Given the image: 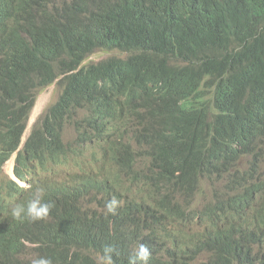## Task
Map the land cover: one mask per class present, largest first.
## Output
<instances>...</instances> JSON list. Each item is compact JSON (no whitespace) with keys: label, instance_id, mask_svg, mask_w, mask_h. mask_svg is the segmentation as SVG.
<instances>
[{"label":"trees","instance_id":"1","mask_svg":"<svg viewBox=\"0 0 264 264\" xmlns=\"http://www.w3.org/2000/svg\"><path fill=\"white\" fill-rule=\"evenodd\" d=\"M97 51L106 0H0V264L103 263L106 59L84 65ZM107 51L120 53L107 58L115 264L138 243L150 264H264V0H107ZM15 153L25 184L2 176ZM37 187L48 218L13 220Z\"/></svg>","mask_w":264,"mask_h":264},{"label":"clouds","instance_id":"2","mask_svg":"<svg viewBox=\"0 0 264 264\" xmlns=\"http://www.w3.org/2000/svg\"><path fill=\"white\" fill-rule=\"evenodd\" d=\"M26 140L27 138L23 140L22 137V146L24 145ZM12 157H13L14 167H13V172L11 174L12 177L10 176V178L20 182L21 184H25L20 180H18L14 173L17 153H15ZM45 194L46 193L43 188L37 187L35 191L31 194V198L27 201L26 204L16 203L11 206V210H10L11 218L16 221H23L27 219L31 222L46 220L51 210L55 207V204L54 202L51 201L45 202L44 201ZM120 206H121V201L117 200V198L113 196L105 204V208L107 210L106 214L115 215L117 208ZM113 254L119 255V253L117 252L114 246L106 245L103 249V254H102L103 264H115L113 260ZM152 256L153 255L150 252L147 245L138 243V245L132 248L128 253L127 260H128V264H150ZM31 264H53V262L51 258L41 256L33 259L31 261Z\"/></svg>","mask_w":264,"mask_h":264},{"label":"rangeland","instance_id":"3","mask_svg":"<svg viewBox=\"0 0 264 264\" xmlns=\"http://www.w3.org/2000/svg\"><path fill=\"white\" fill-rule=\"evenodd\" d=\"M114 54H120V53L107 51V58ZM104 59H106V51H97L84 61V65L93 62H100ZM59 95H60V86L58 85V81L54 82L53 84L49 85L48 87L44 88L38 93L36 97L35 105L30 115L27 128L23 136V140L25 138H28L36 122L42 117V115L49 108V106H51L58 99ZM90 153H92V151H90L89 154ZM247 162L248 159H243V163H247ZM13 167H14V162L12 157L9 161L5 163L3 167L2 176L5 177V179L10 178L13 172ZM90 199H92V197H87L85 200H90ZM197 199L202 200V196L199 195ZM202 258L206 260L207 256H203Z\"/></svg>","mask_w":264,"mask_h":264},{"label":"bare ground","instance_id":"4","mask_svg":"<svg viewBox=\"0 0 264 264\" xmlns=\"http://www.w3.org/2000/svg\"><path fill=\"white\" fill-rule=\"evenodd\" d=\"M117 50H118V49H117ZM130 53H131V52H130ZM130 53H129V54H130ZM74 104H75V103H74ZM128 111H130V110H128ZM133 113H134V112H133ZM127 114H128V113H127ZM66 117H67V116H66ZM68 117H69V116H68ZM68 117H67V118H68ZM128 117L130 118V115H128ZM128 117H127V120H126V121H128ZM132 117H134V116H132ZM119 118H120V117H119ZM135 118H137V117H135ZM133 119H134V118H133ZM64 120H65V119H64ZM130 120H131V119H130ZM130 120H129V121H130ZM137 120H139V119L137 118ZM126 121H125V119H124V121H123L124 124L126 123ZM131 122H132V120H131ZM131 122H130V124H131ZM124 124H123V125H124ZM127 124H128V123H127ZM120 125H122V124H120ZM126 126H127V125L123 126V129H126V128H124V127H126ZM128 126H129V125H128ZM128 126H127V127H128ZM131 126H132V125H131ZM131 128H133V127H131ZM127 130H129V128H128ZM125 132H126V130H125ZM127 132H128V131H127ZM127 132H126V135H127ZM128 133H130V132H128ZM126 135H125V136H126ZM123 137H124V136H123ZM126 137H127V136H126ZM126 137H125V138H126ZM125 140H126V139H125ZM122 141H123V139H122ZM94 145H96V144H94ZM146 145H147V144H146ZM98 146H99V145H98ZM95 147H96V146H95ZM111 147H112V145H111ZM96 148H97V147H96ZM98 149H99L100 152H102V150H101L100 148H98ZM132 150H133V149H132ZM135 150L137 151L136 148H135ZM135 150H133V151H135ZM90 151H91V150H90ZM90 151H89V152H90ZM93 152H94V151H93ZM97 153H99V152H97ZM137 153H138V152H136L135 154H137ZM90 154H91V153H90ZM99 155H100V154H99ZM99 155H98V156H99ZM89 156H91V155H89ZM89 158H90V157H89ZM109 164H110V163H109ZM109 164H108V165H109ZM59 165H60V164H59ZM91 166H92V165H91ZM112 166H113V163H112ZM56 167L58 168L59 166L57 165ZM111 168H112V167H111ZM114 168H117V166H115ZM114 168H113V169H114ZM113 169H112V170H113ZM118 169H119V167H118ZM58 170H59V169H58ZM124 170L126 171V169H124ZM58 172H59V171H58ZM60 172H61V170H60ZM120 172H121V171H120ZM56 173H57V172H56ZM132 174H133V173H132ZM137 175H138V174H137ZM139 175H140V174H139ZM119 176H120V175H119ZM122 176H123V175H122ZM134 176H135V175H134ZM135 177H138V176H135ZM133 178H134V177H133ZM122 181H123V180H122ZM122 181H121V182H122ZM118 182H119V181H118ZM121 182H120V183H121ZM138 182H139V181H138ZM124 183H125V182H123V185H124ZM135 183H136V182H135ZM118 185H119V184H118ZM118 185H116V186H118ZM125 186H126V185H125ZM127 186H128V185H127ZM98 187H99V186H98ZM98 187H97V188H98ZM122 187H123V186H122ZM120 188H121V186H120ZM126 188H127V187H126ZM128 188H129V187H128ZM121 189H122V188H121ZM110 190H111V189H110ZM111 191H112V190H111ZM146 202H149V201H146ZM197 204H198V203H197ZM234 263H235V262H234ZM234 263H233V264H234ZM101 264H103V263H101ZM239 264H240V263H239Z\"/></svg>","mask_w":264,"mask_h":264}]
</instances>
